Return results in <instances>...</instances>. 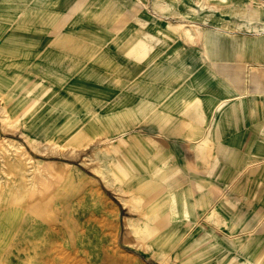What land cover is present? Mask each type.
Returning a JSON list of instances; mask_svg holds the SVG:
<instances>
[{"label":"rangeland","instance_id":"obj_1","mask_svg":"<svg viewBox=\"0 0 264 264\" xmlns=\"http://www.w3.org/2000/svg\"><path fill=\"white\" fill-rule=\"evenodd\" d=\"M154 1L0 0V264H264V239L237 243L264 224V143L251 147L259 135L248 118L217 121L242 99L264 102V0ZM179 23L221 32L228 46L211 59L202 36L170 27ZM147 33L159 40L148 54L124 53ZM221 68H234L241 86ZM135 100L145 149L125 141L117 157L89 141L117 122L103 110ZM183 104L204 117L210 140L196 174L187 165L200 163L202 137L178 134ZM181 196L186 217L176 222Z\"/></svg>","mask_w":264,"mask_h":264},{"label":"bare ground","instance_id":"obj_2","mask_svg":"<svg viewBox=\"0 0 264 264\" xmlns=\"http://www.w3.org/2000/svg\"><path fill=\"white\" fill-rule=\"evenodd\" d=\"M135 2L137 4H140L141 7L142 6L146 7V5H147L145 3V0H135ZM197 4L200 6V8L203 7V3H201L200 0L197 1ZM256 5L259 6L260 2H257ZM154 6L157 9H165V8L171 9V5L161 4V3H159V0L154 1ZM248 20H249V22H252V23H250V25H248L247 28L257 30V25L255 24V22L251 21L252 18L249 17ZM170 27L173 28L174 30H176L177 32H180L181 34L185 35L187 38H191L193 36L200 38V36H202V38H203L202 43L204 46V51L206 53V56L211 58V59L214 58V50L215 49H219V48L226 49V47L228 46L227 41L223 38V33L218 32V31L217 32L206 31L203 33V30L195 27L193 24H190V23H179L176 25H170ZM56 28H57L56 25L53 26V31L56 30ZM158 41H159L158 38H155V36L153 34L147 33L144 36L143 40H141L139 42H132V43L127 44V46L124 47L125 48L124 53L132 54L133 58H139V56L144 57L146 54L149 53V51H151L154 48V46L156 44L159 43ZM134 47H137L136 50H132V48H134ZM177 47L178 46L175 45V46H173V49H178ZM14 63L15 62H13V64ZM3 65H6L5 62L3 63ZM7 65H8V63H7ZM1 68L3 69L4 66ZM221 69H222L221 71L225 75L229 76V79L231 80L232 83H237L238 85H240L242 83V79L240 78L239 75L236 74L237 71L234 68H229L230 70H223L226 68H221ZM207 72L209 73L208 70H207ZM129 75H131V71H129L122 78V80L119 81L120 84L123 82V80L125 78L130 77ZM211 77H213V76H211ZM3 78L4 77L0 76V80H1L0 84H1V86H6V82L4 81ZM131 79H132V77H131ZM254 84H255V82L251 79L250 85H254ZM81 87H83V86H81ZM101 87L109 88L107 86H101ZM110 89H112V88H110ZM96 90L98 91V89H94V91H96ZM224 92H226V91H224V90L214 91V96H216L218 93L220 94V93H224ZM103 101H104V99H103ZM248 101H249V99H247V98L242 99L240 101V104H238L235 108L233 107L229 110L226 109L222 113H219L217 116V121L219 123H224L227 127H231L237 122L238 119L244 121V120H247V118H248L247 121H248L249 125H247V126L250 128H253L259 135V140H258L259 143L257 144L258 146L257 145L251 146L252 148L256 147V149H257L258 147H260V145L262 143H264V132L263 131L260 132V127L264 123V102L261 105V108H259L256 103H253L252 107H248ZM135 102H136V100L132 104L125 105V106H123V105L122 106L112 105L111 107H108L107 109L103 110L101 112L103 114L118 113L117 118H114L111 120V123H113L115 121H117V122H115L113 125H111V126H113V129H109L108 132H106L105 134H103V132H101L99 135H95L94 137L90 138L89 141H93V140L98 141L99 144L101 141V145H104L103 148H105V150L108 151L110 155H112V156L116 155L117 157L119 155L123 156L124 153L121 151V147L118 144L121 145L125 141L132 142V143L138 145L139 147H142L145 149L147 147L146 142L148 141V139L143 138V136L140 134H137L135 132V129H134L136 122L141 119L139 117V111H138L137 106L135 105ZM0 103L2 106L0 109L1 110L0 119H1V121H4L7 119L8 116L6 114H4L5 113V110L3 109L4 106L2 105L1 101H0ZM107 104H109V102H106L105 104H103V106L105 107ZM218 105H219V103L215 106V108H217ZM189 108L190 107L188 104H183L181 113L178 116L180 126H178L177 130L179 131L178 134L181 133V136H183L187 141H192L194 138H198V137L201 138L202 137L201 142H200V146H198V148H199L198 159H199L200 163L198 165H195L194 163H189L187 165V170L196 174L199 171H206V169L204 170V166L201 164V162L204 164H206L208 162V159L211 157V146H210V140L205 138V135H203L204 134V127H203L204 117L200 116L196 113L190 114ZM238 111H240V114ZM261 111H262V113H260ZM255 113H258V114L260 113L261 120L253 119V115ZM251 115H252V117H251ZM131 118H135V119L131 120ZM141 143H144V145H142ZM9 145L11 147L14 146L13 143H10ZM124 145H126L127 148L130 147V146H127L128 143H124ZM147 152L150 155V151H147ZM158 161H159V163L161 162L160 160H158ZM253 162H254V160L252 159L251 153L249 152L248 156L245 158V165L246 166L251 165ZM162 165H164V164H162ZM163 168L165 169V171H167L165 167H163ZM201 168H202V170H201ZM176 171L181 172V168L177 167ZM165 175H167V173L164 172L160 176L161 182H162V184L160 186L163 188V190L168 191V190H171L170 186H169L170 183L168 180L169 178ZM132 195H134V194H132ZM173 203H174L173 212L171 211L172 215H173V219L176 222H182V220L186 217V208H185L183 196H181V198H177V199L173 198ZM166 211L169 212L170 210H166ZM146 227H148V226H146ZM246 229L247 228L244 227V225H243L241 228V231H244ZM247 231L248 232H254L255 231V232L254 233H248V235H247V233H246ZM246 232H244V235L237 236L238 245H242L241 243H242L243 238L252 237L251 236L252 234H256V236H253L254 238L252 241L264 239V224L257 230L256 229H248V230H246ZM247 249L249 251H252V249H250V247H248ZM261 249L264 250V248H261ZM249 251H246V252H249ZM256 259H258V258H256ZM232 264H254V263L250 262L247 258L241 259V258L236 257L235 259H233Z\"/></svg>","mask_w":264,"mask_h":264},{"label":"crops","instance_id":"obj_3","mask_svg":"<svg viewBox=\"0 0 264 264\" xmlns=\"http://www.w3.org/2000/svg\"><path fill=\"white\" fill-rule=\"evenodd\" d=\"M58 72H60L59 74V76H60V78H62L64 75H66V73H65V71L63 72L62 70H60V71H58ZM55 78H58V77H55ZM64 79V78H63Z\"/></svg>","mask_w":264,"mask_h":264}]
</instances>
